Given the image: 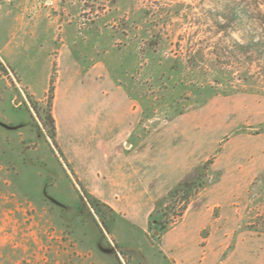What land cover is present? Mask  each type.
Here are the masks:
<instances>
[{"label":"rangeland","instance_id":"obj_1","mask_svg":"<svg viewBox=\"0 0 264 264\" xmlns=\"http://www.w3.org/2000/svg\"><path fill=\"white\" fill-rule=\"evenodd\" d=\"M262 126L264 0H0V264H167L124 251L139 230L82 196L207 160L202 237L259 255Z\"/></svg>","mask_w":264,"mask_h":264},{"label":"crops","instance_id":"obj_2","mask_svg":"<svg viewBox=\"0 0 264 264\" xmlns=\"http://www.w3.org/2000/svg\"><path fill=\"white\" fill-rule=\"evenodd\" d=\"M24 43V40L20 38V44L17 43L15 46L18 48L24 46ZM10 45H13V42H6L2 49L7 50V48H11ZM55 118H58L57 115H55ZM75 172L81 177L78 168L75 169ZM103 172L104 169L102 166L91 167L89 169L91 177H99ZM183 179L184 177L182 176L124 177L120 180L119 188L114 191L115 193L112 196L95 194V196L102 198L104 204L114 214L119 215L121 219L125 220V226L130 227V229L135 227L139 230L140 241H136L132 233L124 241L121 240V247H123L124 251L135 249L140 252L139 247L145 244L150 250L156 249L158 255L167 264H264V247L261 248L259 255H254L251 252V248L247 249L244 247L246 249L245 251L243 248H237L235 246L230 250V244L220 247L219 240H212L211 235L203 238L201 233L209 225L211 221L210 217L205 218L202 211L190 210L189 206L178 223L158 235V241L147 237L148 230L150 229L149 215L156 208L158 201L155 202L154 200L150 204L146 203L145 200L148 197L156 199L157 197L165 196L168 191ZM93 192L92 194H94ZM147 209L148 213L146 218H142L140 222H137L136 220L139 221V215L137 213ZM126 218L129 220H126ZM134 222L137 224H134ZM247 230L255 232L248 228ZM202 243H204V246H202ZM134 255L129 256L127 254V257L129 260H132L135 257ZM142 257L145 258L144 256Z\"/></svg>","mask_w":264,"mask_h":264},{"label":"trees","instance_id":"obj_3","mask_svg":"<svg viewBox=\"0 0 264 264\" xmlns=\"http://www.w3.org/2000/svg\"><path fill=\"white\" fill-rule=\"evenodd\" d=\"M252 42L253 41L250 40V43ZM47 118L52 130V136H54V119L51 114H48ZM260 131H264V126L261 127ZM211 165L212 160H207L197 169V172L192 179H183L157 202L156 208L149 215L150 229L156 231L160 235L182 219V216L192 198L202 189L218 180V178L211 180L208 178L209 173H211ZM259 180L260 179H256L252 183L251 187H255ZM83 198H88L90 206L92 208H96V211L98 212L99 206L107 208L111 211L107 205L101 203L88 193L84 192L82 199ZM247 228L255 232L264 233V212L258 214L256 219L247 225Z\"/></svg>","mask_w":264,"mask_h":264},{"label":"water","instance_id":"obj_4","mask_svg":"<svg viewBox=\"0 0 264 264\" xmlns=\"http://www.w3.org/2000/svg\"><path fill=\"white\" fill-rule=\"evenodd\" d=\"M155 234H157V232H155Z\"/></svg>","mask_w":264,"mask_h":264}]
</instances>
